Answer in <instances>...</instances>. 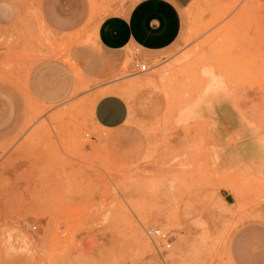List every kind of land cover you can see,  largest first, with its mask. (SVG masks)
Listing matches in <instances>:
<instances>
[{
    "label": "rangeland",
    "instance_id": "obj_1",
    "mask_svg": "<svg viewBox=\"0 0 264 264\" xmlns=\"http://www.w3.org/2000/svg\"><path fill=\"white\" fill-rule=\"evenodd\" d=\"M123 4L0 1V264H264V0H193L171 48L119 64L93 39ZM49 61L71 77L57 104L33 90ZM106 94L128 106L113 130Z\"/></svg>",
    "mask_w": 264,
    "mask_h": 264
},
{
    "label": "crops",
    "instance_id": "obj_2",
    "mask_svg": "<svg viewBox=\"0 0 264 264\" xmlns=\"http://www.w3.org/2000/svg\"><path fill=\"white\" fill-rule=\"evenodd\" d=\"M123 1L117 13L99 23L93 39L104 54L119 58V64L130 52L143 58L171 48L181 35L185 10L193 0ZM96 51L92 47H81L77 57L81 62H88L90 74L102 77V70L106 68L105 56ZM33 90L45 104L65 100L71 92L68 67L53 61L41 64L33 74ZM94 115L100 128L113 130L126 122L128 106L120 95L106 94L96 104ZM258 212H264L263 205ZM250 236L254 233L250 232ZM235 259L245 258L237 251Z\"/></svg>",
    "mask_w": 264,
    "mask_h": 264
},
{
    "label": "built area",
    "instance_id": "obj_3",
    "mask_svg": "<svg viewBox=\"0 0 264 264\" xmlns=\"http://www.w3.org/2000/svg\"><path fill=\"white\" fill-rule=\"evenodd\" d=\"M134 67L140 72L145 73L149 70L146 64H143L142 62L135 61ZM146 235L148 238L152 240H156L160 246L165 247L166 249H169L172 245L171 237L169 233L165 232L159 227H150L146 230Z\"/></svg>",
    "mask_w": 264,
    "mask_h": 264
},
{
    "label": "bare ground",
    "instance_id": "obj_4",
    "mask_svg": "<svg viewBox=\"0 0 264 264\" xmlns=\"http://www.w3.org/2000/svg\"><path fill=\"white\" fill-rule=\"evenodd\" d=\"M264 163V162H263ZM263 169H264V165H263Z\"/></svg>",
    "mask_w": 264,
    "mask_h": 264
}]
</instances>
